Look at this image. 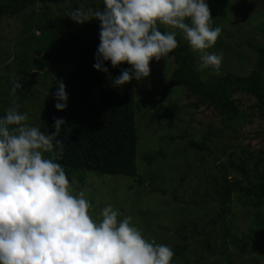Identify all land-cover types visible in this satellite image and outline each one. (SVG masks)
I'll list each match as a JSON object with an SVG mask.
<instances>
[{
	"label": "rangeland",
	"instance_id": "374dc122",
	"mask_svg": "<svg viewBox=\"0 0 264 264\" xmlns=\"http://www.w3.org/2000/svg\"><path fill=\"white\" fill-rule=\"evenodd\" d=\"M225 1L207 0L213 18L211 27L218 26L222 30L214 46L206 50L222 54L218 71L211 67L201 69V53L189 46L182 32L175 31L181 41L187 44L192 57L190 60L193 59L200 72L212 73L218 77L226 73L243 76L254 69L256 60V55L247 45L258 47L264 43V3L261 0H240L244 1L242 8H237L239 0H229L234 7L224 12L221 3ZM8 2L9 0H0L1 5H7ZM91 3L92 0H82L77 7L88 9ZM56 7L66 12L65 6H49L46 13L51 17L57 16ZM40 9V6L28 7L13 17L3 18L0 23V78H3L0 79V93L2 100L4 99V103L0 105V113L3 114L13 103L22 102L21 112L28 114L27 123L32 126H41V110L45 109L51 92L56 90V81H64L67 75V69L64 70L62 66L50 67L43 75L46 76V82L40 80L35 86L32 80L26 84L21 71L23 75L14 73L17 69H23L26 51L28 53L32 50L36 55V45L40 42L32 40L29 43L24 38L30 35L36 39L31 35ZM158 29L174 30L165 25H158ZM35 35L39 36L37 31ZM15 55L22 58L23 64L21 62L19 65L14 60ZM175 68L176 64L170 57L165 56L158 61L153 59L151 76L140 83L136 91L137 98H149L151 107L158 101L155 131L160 127L155 134L137 131L135 165L137 175L143 183L137 186L129 178L88 174L84 189L76 183H72V188L74 193L83 190L86 198L93 201L90 211L94 217L99 218L101 210L111 204L119 210L121 218L132 217L133 224L142 231L147 241L167 245L172 250L180 243L176 230L183 224L184 233L188 236L186 251L181 259L173 258L171 264H225L218 254V245H215L220 240L218 231L209 224L217 207L211 203V198L207 199V194L213 195L211 188L218 175L216 171L222 162L228 160L230 154L234 153L232 159L248 160V153L240 151V148L254 152V156L264 153V122L256 115L258 111L248 109L253 104V99L243 93L235 96L240 99L239 117L232 122L221 123L220 118L204 105L196 109L192 107L194 97L186 99L183 88L172 87L164 91L163 85L170 79ZM12 81L22 84V88L17 89L15 94L11 92ZM22 93L24 97L21 96ZM146 119L141 117L138 121L142 125ZM186 131L189 134L186 140L176 138ZM191 136L193 139L190 140L194 143L202 142L207 150L201 152L189 148L187 141ZM150 150L162 151L161 157L165 158H159L147 166L143 160L144 155L151 153ZM253 162L250 159L247 165L252 166ZM189 165L194 168L189 169ZM228 176L241 177L242 174L239 169L230 168ZM129 185H134L131 191L126 188ZM160 191L166 194L161 195ZM171 193L179 198L178 202L171 197ZM193 201L200 205H190L189 202ZM262 212L264 213V208ZM253 214L255 211L247 210L240 203L234 202L227 222L236 232L247 234L252 227ZM192 226L197 228L199 235L191 233ZM207 240L213 249L207 248ZM228 254L231 264H264V232L260 237L251 234L249 240L229 246Z\"/></svg>",
	"mask_w": 264,
	"mask_h": 264
},
{
	"label": "clouds",
	"instance_id": "9594fccd",
	"mask_svg": "<svg viewBox=\"0 0 264 264\" xmlns=\"http://www.w3.org/2000/svg\"><path fill=\"white\" fill-rule=\"evenodd\" d=\"M102 2V10L81 6L68 17L77 24L93 18L100 22L95 70L108 75L105 62L112 68L130 66L109 76L112 86L150 77V61L178 47L175 30L201 53V69L219 70L222 54L206 50L222 30L211 27L207 0ZM158 25L174 30L161 32ZM11 83L12 94L22 88L19 81ZM65 88L62 80L56 81L58 111L67 107ZM18 109L13 103L0 116V264H171V247L147 241L132 217L121 218L108 204L96 218L85 192L74 193L57 162L64 152L58 137L65 120L54 117V131L46 132L28 124V114Z\"/></svg>",
	"mask_w": 264,
	"mask_h": 264
},
{
	"label": "trees",
	"instance_id": "16d2710c",
	"mask_svg": "<svg viewBox=\"0 0 264 264\" xmlns=\"http://www.w3.org/2000/svg\"><path fill=\"white\" fill-rule=\"evenodd\" d=\"M261 1L264 3V0ZM242 2L244 1L239 0L236 3L237 8H242ZM81 3L82 0H9L7 5L0 4V23L3 18L13 17L28 7H41V12L34 24L35 30L31 35L36 39L31 38L30 35L24 38L29 43L32 40L40 42L36 45V55L32 50L28 53L26 51L24 54L26 57L23 58L26 63L23 69H17L14 73L20 75L21 71L26 78V84L32 80L36 86L40 80L46 82V76L43 77V75L48 68L62 66L64 70L67 69V75L63 81L68 95L66 109L58 111L54 107L56 101L53 93L56 90H53L45 109L41 110L40 117L42 118L39 119L41 130L46 132L54 131L52 128L54 117L63 118L66 122L58 137L64 141V152L57 162L63 166L71 184L76 183L84 189L88 181L87 175L94 174L129 178L139 186L143 182L137 175L135 165L137 131L158 133L160 127L156 131L154 127L158 114V101L154 102L155 105L151 107L148 97H136L139 84L148 77L139 82L132 80L120 87L112 86L109 76L114 78L120 74L122 69L129 68L130 66L126 63L112 68L110 62H105V66L109 69L108 75L93 68L95 53L100 42V22L93 18L83 24H77L68 17L71 10L78 8L77 6ZM221 5L224 12L234 7L229 0L222 2ZM49 6H65L66 12L56 7L58 15L51 17L46 13ZM88 7L93 10H102L104 5L102 0H92ZM159 30L161 32L170 31L169 29ZM36 31L39 36L35 35ZM176 40L178 47L167 55L175 62L176 68L170 79L163 85L164 91L172 87L183 88L186 99L194 97L192 107L196 109L204 105L220 118L221 123L232 122L239 117L240 99L235 96L237 93H243L253 99V104L248 109L258 111L256 115L264 122V43L258 47L247 45L256 55L254 69L249 73L243 76L226 73L218 77L212 73L200 72L193 59L190 60L192 57L187 44L183 43L177 35ZM21 59L15 55L14 60L19 65L21 62L23 64ZM152 63L153 60L149 64L150 75L153 72ZM21 96L24 97L23 93ZM3 103L4 99L2 100V93H0V105ZM16 104L19 105L18 110L21 111L22 102ZM150 109L152 110L149 113ZM4 113H0V116ZM141 117L147 118L148 121L146 119V122L144 121L141 125L138 121ZM187 134L188 131L176 138L186 140ZM190 139L193 137L191 136L187 141L189 148L201 152L207 150L202 142L194 143ZM239 150L248 153V160H254L252 166L247 165L248 160L232 159L234 153L230 154L228 160L222 162L216 171L218 175L211 188L213 195L207 194V199L211 198V203L217 207V212L214 218L210 219L209 224L218 231L220 240L215 245H218V254L224 259L225 264H231V257L228 254L229 246H235L245 239L249 240L251 234L260 237L264 232V213L262 212L264 208V153L254 156V152L242 150V148ZM150 152L149 155H144L143 161L147 166L159 158H165L161 157L162 151L160 150H150ZM188 168L193 169L194 167L189 165ZM230 168L239 169L242 176L229 178ZM126 188L131 191L134 185ZM160 193L161 195L166 194L164 191ZM170 195L176 202L179 201L174 193ZM234 202L240 203L247 210L255 211L251 220L252 227L247 234L236 232L227 222L231 205ZM189 204L200 205L197 201L189 202ZM184 231L183 224L176 230L180 243L176 244L173 249V258L181 259L186 251L188 236ZM190 231L195 235L200 234L194 226ZM152 243L155 242L152 241ZM207 248L213 249L208 240Z\"/></svg>",
	"mask_w": 264,
	"mask_h": 264
}]
</instances>
